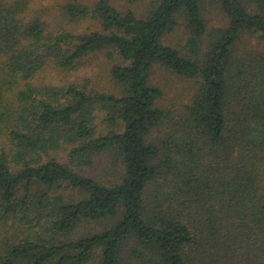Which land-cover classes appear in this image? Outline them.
Instances as JSON below:
<instances>
[{"label":"trees","instance_id":"16d2710c","mask_svg":"<svg viewBox=\"0 0 264 264\" xmlns=\"http://www.w3.org/2000/svg\"><path fill=\"white\" fill-rule=\"evenodd\" d=\"M205 1L0 0V264H264V0Z\"/></svg>","mask_w":264,"mask_h":264},{"label":"rangeland","instance_id":"374dc122","mask_svg":"<svg viewBox=\"0 0 264 264\" xmlns=\"http://www.w3.org/2000/svg\"><path fill=\"white\" fill-rule=\"evenodd\" d=\"M34 4L31 6L33 12L38 14L39 18L45 20L49 23L52 29H57L63 25L65 21V26L68 22L65 18L60 15L58 11V5L62 0H33ZM86 1V0H82ZM152 0H111V2L117 6L119 9H123L127 6L131 7L134 11L140 14L146 5ZM206 16L210 23H219L223 19V13L220 8L210 0L205 1ZM73 27L82 28L86 25L85 21L82 20L80 23L70 22ZM89 22L87 21V24ZM257 40L255 37H248L242 39L239 47H249L250 45L255 46ZM108 68H106L104 61H94L92 67H84V71L81 73L79 81L85 78L84 83H89L96 87L97 89L109 88L108 81ZM60 77H63L64 73L59 72ZM42 77L47 78L55 75V70L46 67L42 71ZM76 75H74L75 77ZM152 82L157 85H161L163 90V96L161 98V105L164 108H171L174 111H180L183 109V105L188 101L189 96L194 91L195 83L193 80L179 77L171 72L161 69L160 67H155L151 72ZM97 123L102 127L101 117H97Z\"/></svg>","mask_w":264,"mask_h":264}]
</instances>
